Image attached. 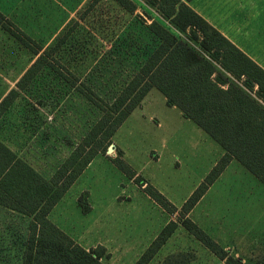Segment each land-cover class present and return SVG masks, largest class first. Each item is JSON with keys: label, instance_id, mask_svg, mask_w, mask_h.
I'll return each mask as SVG.
<instances>
[{"label": "rangeland", "instance_id": "rangeland-1", "mask_svg": "<svg viewBox=\"0 0 264 264\" xmlns=\"http://www.w3.org/2000/svg\"><path fill=\"white\" fill-rule=\"evenodd\" d=\"M133 1L131 12L115 0H0L4 92L15 87L38 47L49 51L60 43L52 53L55 67L44 68L0 121V138L48 179L100 115L86 95L92 89L111 100L158 44L148 28L162 21L156 6ZM164 24L171 28L169 21ZM110 147L49 218L84 247L104 246L105 264H135L170 221L177 228L149 264H226L183 226L179 210L222 155L220 145L153 89ZM117 157L146 184L120 170L112 161ZM148 184L178 211L171 214L150 197L144 190ZM188 217L243 264H264V185L237 161ZM28 222L0 206V264H21Z\"/></svg>", "mask_w": 264, "mask_h": 264}, {"label": "trees", "instance_id": "trees-1", "mask_svg": "<svg viewBox=\"0 0 264 264\" xmlns=\"http://www.w3.org/2000/svg\"><path fill=\"white\" fill-rule=\"evenodd\" d=\"M115 1L131 12L136 9L133 0ZM149 1L163 21L154 20L148 25L158 44L111 100L100 99L92 89L91 95H86L98 105L100 115L49 179L0 140V206L29 218L21 264H105L104 246L84 247L55 224L49 214L95 158L108 151L115 134L153 89L224 151L179 209L183 226L226 264H243L188 214L233 160L264 185V69L184 0ZM1 18L5 16L0 12ZM164 21H169L173 30ZM176 31L187 35L182 37ZM59 45L39 55L19 80V89H25L44 68L55 67L52 53ZM17 95L18 91L13 90L2 101L0 115ZM112 161L130 179H137V173L122 157ZM137 180L141 186L146 184ZM144 190L169 213L178 211L153 185H146ZM177 225L170 221L135 264H149Z\"/></svg>", "mask_w": 264, "mask_h": 264}, {"label": "crops", "instance_id": "crops-1", "mask_svg": "<svg viewBox=\"0 0 264 264\" xmlns=\"http://www.w3.org/2000/svg\"><path fill=\"white\" fill-rule=\"evenodd\" d=\"M184 1L192 9H194L199 15H201L216 29H218L227 39H229L234 45H236L243 53H245L248 57H250L253 61H255L259 66H261L264 69V0H184ZM2 14L5 15L4 13ZM19 32L21 34H24L26 38L28 37V35L24 31H22L21 28H19ZM12 34L14 35L15 33ZM23 43H27V42H23ZM42 53H43L42 49L40 50L39 53H36L37 55L36 59ZM28 69H26V71L18 79L15 87L9 88L6 92H4V90H6L5 87L0 86V104L13 90H17L18 95L19 93H21L22 90L18 88L17 84L19 80L22 78V76L27 72ZM17 97L12 102V104L7 108V110H5V112H3V114L0 115V121L3 120L9 114L12 107L16 103ZM171 107L177 108L175 106H171ZM136 110L134 112H136ZM0 140L3 143H5L1 138ZM5 144L10 147V145H8L7 143ZM223 153L224 151L222 152V154ZM234 161L235 160H233L230 164H233ZM33 166L37 168L35 164ZM58 226L60 225L58 224Z\"/></svg>", "mask_w": 264, "mask_h": 264}, {"label": "water", "instance_id": "water-1", "mask_svg": "<svg viewBox=\"0 0 264 264\" xmlns=\"http://www.w3.org/2000/svg\"><path fill=\"white\" fill-rule=\"evenodd\" d=\"M113 147H114V145H112L109 150L113 149Z\"/></svg>", "mask_w": 264, "mask_h": 264}]
</instances>
